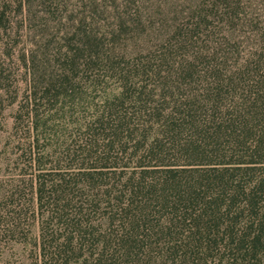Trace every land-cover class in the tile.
Returning <instances> with one entry per match:
<instances>
[{
    "label": "trees",
    "instance_id": "trees-1",
    "mask_svg": "<svg viewBox=\"0 0 264 264\" xmlns=\"http://www.w3.org/2000/svg\"><path fill=\"white\" fill-rule=\"evenodd\" d=\"M156 4L0 0L12 264H264V0Z\"/></svg>",
    "mask_w": 264,
    "mask_h": 264
},
{
    "label": "rangeland",
    "instance_id": "rangeland-1",
    "mask_svg": "<svg viewBox=\"0 0 264 264\" xmlns=\"http://www.w3.org/2000/svg\"><path fill=\"white\" fill-rule=\"evenodd\" d=\"M149 12L157 17L164 0H150ZM171 1V0H168ZM185 6V5H184ZM177 13L172 11L168 22L175 19ZM154 20L158 21V17ZM155 21V22H156ZM12 44V41L10 42ZM26 81V74L4 44L0 46V264H12V162L16 150L12 144V122L17 103L14 97H21Z\"/></svg>",
    "mask_w": 264,
    "mask_h": 264
}]
</instances>
